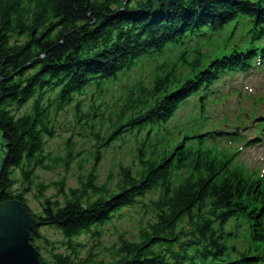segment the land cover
<instances>
[{
    "label": "trees",
    "instance_id": "1",
    "mask_svg": "<svg viewBox=\"0 0 264 264\" xmlns=\"http://www.w3.org/2000/svg\"><path fill=\"white\" fill-rule=\"evenodd\" d=\"M241 22L250 26L246 47L231 43L232 30L224 47L233 52L209 60L204 49ZM261 42L264 0H0V204L17 200L28 212L26 194L36 188V197L46 198L51 187L38 181L37 169L70 171L74 162L71 147L64 157L46 154V138L56 133L52 114L92 86L103 91L144 59L183 47L156 64L148 83L129 89L110 138L94 133L107 146L122 133L149 127L138 168L120 165L113 189L98 184L93 171L68 192L65 178L52 183L65 204L46 199L37 220L58 229L70 253L58 252L46 239L52 258L40 254L43 264H104L90 251L82 258L78 239L100 238L115 215L144 205L153 191L159 192L150 201L155 221L137 241L120 236L106 264H264V179L250 175L234 154L210 146L205 129L210 90L225 75L247 71ZM200 92L202 120L196 118L175 140L166 125ZM31 101V110L18 115ZM75 109L78 119L90 116L81 102ZM100 156L93 154L95 160ZM19 181L23 189L16 193ZM39 239L33 235L32 243L40 251Z\"/></svg>",
    "mask_w": 264,
    "mask_h": 264
},
{
    "label": "rangeland",
    "instance_id": "2",
    "mask_svg": "<svg viewBox=\"0 0 264 264\" xmlns=\"http://www.w3.org/2000/svg\"><path fill=\"white\" fill-rule=\"evenodd\" d=\"M249 28L250 26L245 22L227 28L218 39L216 38L213 40L212 47H206L204 49L208 59H216L230 52L225 49L224 46L232 30L234 31V39L231 43L242 42L243 46L246 47L245 33H247ZM24 41L25 39L21 40V42ZM198 44H200V42H198ZM181 51H183V47L181 48L176 45L175 47H169L162 56L144 59L142 62H139L131 73L122 75L119 77L118 81L105 85L103 91L96 88L98 85L93 84L96 86L90 87L86 90L84 95L77 97L73 105L58 113L57 116L54 113L52 114V121L56 133L53 138H46V154H49V156L64 157L68 153L67 147H71L70 149L73 151L74 162L71 164L70 171H67L62 166L53 171L43 170L41 168L37 169L36 174L39 177L38 181L48 186L51 185V187L44 193L46 198L43 197L42 199H38L36 196L39 195V193L33 186L32 189L34 188V190L26 194L25 198L29 202L28 206L31 209L29 213L32 214L34 220L38 219V217L43 214V203L46 199L54 202L58 201L60 205L65 204V195L59 193V190L54 187L52 183L59 182L65 178V190L68 192L69 189L78 188L80 186L79 178L81 176H87L89 172L93 171L98 174V184L106 183L113 189L119 180L118 174L120 165L133 166L134 169L138 168L139 160L136 156H138V149L147 141V129L149 127H146L142 131L135 130L122 133L119 140L110 141L109 144L107 142V146H100V141L96 138L94 133L99 134L101 138H110L113 131H115L114 126L116 125L117 115L129 89L139 84L141 81L148 83L153 78L154 68L158 62L161 63L165 58H168L165 61L172 60L174 54ZM241 76L240 73L226 76L218 81L213 89H227L240 80ZM251 82L255 92L261 96L264 93V72L261 75L253 77ZM200 96H203L201 92L192 96L187 103L181 106L172 121L166 125L167 130L175 140H177L180 131L185 132L189 126L190 128L193 127L196 118L202 120V115L198 112ZM202 101L203 100H201V102ZM208 101L211 104L219 105L221 99L219 96L213 95ZM78 102H81V109L84 112L90 113L89 117H82V119L77 118L80 114V112H77L75 109ZM32 105L33 101L22 109L18 115H24L29 112ZM93 107H98V110L95 112L92 109ZM213 112H215V110L212 106L209 111V116H211ZM205 129H208L207 126ZM160 132H162V130ZM253 132H255V130H253ZM154 133H156V131H154ZM240 133L241 132H238L239 135ZM1 136L0 132V144L2 142ZM152 138L154 140L156 137ZM98 146H100V149H97ZM233 149L239 150L238 148ZM97 151H100L101 156L98 160H95L93 154ZM238 152L240 156V161L238 162L245 164V166L255 165L258 168L261 158H264V149H261V147L243 150L241 153L240 151ZM3 157L5 159L0 146V166H2L1 163L4 160ZM18 177L19 171L16 170L14 178ZM21 184L22 183L19 181V183L13 187L16 193L22 192L23 188ZM158 195L159 192L153 191L148 193L143 199V204L149 207L140 204L133 208L124 209L121 215H115L112 221L101 229L102 233L100 238H94L92 235L81 236L78 239V242L83 245V248H79L80 256L82 258H87L89 253H93L98 256L96 258L97 261H102L106 264L111 261V249L117 246L120 236L130 241H137L141 229L149 222L155 221V214L151 209L150 201L156 200ZM37 231L40 234L37 245L40 247V254L43 258L48 261L52 258L50 252L52 246L47 245L46 239L55 244V248L58 252L63 254L70 253L67 247H65V239L58 229L40 225ZM88 251L90 252L88 253ZM50 264L53 263L51 262Z\"/></svg>",
    "mask_w": 264,
    "mask_h": 264
},
{
    "label": "water",
    "instance_id": "3",
    "mask_svg": "<svg viewBox=\"0 0 264 264\" xmlns=\"http://www.w3.org/2000/svg\"><path fill=\"white\" fill-rule=\"evenodd\" d=\"M3 148L2 145L1 149ZM2 166L0 173L3 170ZM40 225L41 222L34 220L32 214L19 201L1 203L0 264H43L40 251L32 243L33 235L40 237L37 231Z\"/></svg>",
    "mask_w": 264,
    "mask_h": 264
}]
</instances>
